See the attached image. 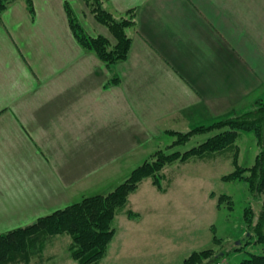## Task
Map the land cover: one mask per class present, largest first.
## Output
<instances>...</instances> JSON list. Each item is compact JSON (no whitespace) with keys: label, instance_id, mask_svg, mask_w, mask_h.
I'll list each match as a JSON object with an SVG mask.
<instances>
[{"label":"rangeland","instance_id":"obj_1","mask_svg":"<svg viewBox=\"0 0 264 264\" xmlns=\"http://www.w3.org/2000/svg\"><path fill=\"white\" fill-rule=\"evenodd\" d=\"M101 9L115 19H131L127 12L132 11L136 20L135 7L116 10L108 0H11L0 11V28L6 29L7 20L20 29V42L14 45L32 74L22 95L65 96L66 89L73 88L68 84L71 79L78 80V88L84 87L91 77L86 63L102 66V75L107 76L106 87L101 88L97 69L90 90L76 92L78 98L109 114V127L93 133L99 138L97 147H78L88 162L87 177L78 186L91 185L92 190L86 189L76 203L101 197L106 206L101 223L106 221L113 232L104 256L91 264H239L263 255L264 191L257 190L259 178L246 171L260 152L256 136L239 132L230 150L210 156L198 148L209 137L229 130L226 122L262 111L264 53H243L242 59L238 55L247 68L237 66L230 77L236 83L221 85L219 101H197L190 93L186 97L177 92L172 100L134 101L129 87L128 94L112 88L122 84L119 72L128 58L108 67L77 37L88 42L104 38L108 50L114 48L116 41ZM136 25L127 29L131 44ZM248 65L253 67L251 74ZM37 70L43 83L38 84ZM100 159L103 165L90 163ZM143 164L150 167L148 175L141 176L135 191L110 215L109 200L104 198ZM242 168L246 170L239 171ZM71 244L67 232L49 234L15 264H81L71 259Z\"/></svg>","mask_w":264,"mask_h":264},{"label":"crops","instance_id":"obj_2","mask_svg":"<svg viewBox=\"0 0 264 264\" xmlns=\"http://www.w3.org/2000/svg\"><path fill=\"white\" fill-rule=\"evenodd\" d=\"M108 3L121 11L136 8L137 29L128 59L119 72L123 82L112 87L124 94H128L129 87L134 101L172 100L176 92L186 97L190 93L197 101H219L221 85L236 83L230 77L236 74L237 66L247 68L238 55L242 59L243 53H264V0ZM5 28H0L1 234L76 203L86 189L92 190L91 185L78 186L87 177L88 165L78 147H97L99 138L93 133L109 127L108 111L105 113L93 107L91 101L87 104L86 99L77 97L79 92L89 89L97 69L102 78L100 87H106L107 76L102 75V66L95 68L86 63L90 79L80 88L78 80L71 79L68 84L74 89L67 88L65 96L54 94L45 98L43 92L22 95L32 74L14 45L20 42V29L7 20ZM248 69L251 74L253 67L248 65ZM36 77L38 84L44 82L39 70ZM19 96L20 103L16 104ZM62 100L68 101L62 104ZM90 163L103 165L101 159Z\"/></svg>","mask_w":264,"mask_h":264},{"label":"trees","instance_id":"obj_3","mask_svg":"<svg viewBox=\"0 0 264 264\" xmlns=\"http://www.w3.org/2000/svg\"><path fill=\"white\" fill-rule=\"evenodd\" d=\"M11 0H0V11L3 10ZM100 12L105 17V23L113 34L116 45L108 50L106 39L100 38L92 42L84 41L77 34L80 42L88 50H92L96 55L110 67L116 62L125 60L130 49V38L127 29L136 24L135 12H127L130 18L115 17L107 10ZM126 14V15H127ZM70 22L71 17H70ZM73 30H75L72 24ZM258 114V116H257ZM229 130H224L220 135L209 137L199 145L198 150L205 156L215 154V152L230 150L239 132H253L260 145V152L256 155L254 166L239 171H248L253 176L259 178L256 187L260 192L264 191V107L262 111L248 113L241 119L230 120L225 123ZM191 153V152H190ZM188 154V153H187ZM204 156V155H203ZM236 164V160L234 159ZM149 166L143 164L136 168L129 176V179L122 183L116 191L104 199L109 200L108 211L110 215L123 203L125 197L134 192L136 186L141 181V176L148 175ZM232 178V177H231ZM250 189L254 186L249 181ZM99 196L84 198L82 201L71 204L64 209H60L44 217L38 218L32 224L0 234V264H15L21 256H29L30 252L37 249L45 237L49 234H56L62 231L71 234L72 244L70 246V257L81 264H91L99 261L105 254L111 241L113 232L109 229L108 223L102 222L100 215L106 210ZM27 246H29L27 248ZM239 264H264V254L256 255L249 260H244Z\"/></svg>","mask_w":264,"mask_h":264}]
</instances>
